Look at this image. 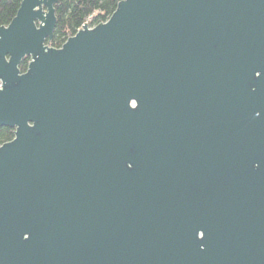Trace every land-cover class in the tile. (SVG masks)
I'll use <instances>...</instances> for the list:
<instances>
[{
    "label": "water",
    "instance_id": "1",
    "mask_svg": "<svg viewBox=\"0 0 264 264\" xmlns=\"http://www.w3.org/2000/svg\"><path fill=\"white\" fill-rule=\"evenodd\" d=\"M57 1L0 25V264H264V0H120L56 48Z\"/></svg>",
    "mask_w": 264,
    "mask_h": 264
},
{
    "label": "trees",
    "instance_id": "2",
    "mask_svg": "<svg viewBox=\"0 0 264 264\" xmlns=\"http://www.w3.org/2000/svg\"><path fill=\"white\" fill-rule=\"evenodd\" d=\"M120 0H58L54 5L56 24L49 40L52 47H60L75 34L83 23L89 26L106 21ZM21 0H0V25H7L15 16ZM28 57L22 59L19 69L27 68ZM13 129L0 127V145L13 138Z\"/></svg>",
    "mask_w": 264,
    "mask_h": 264
},
{
    "label": "built area",
    "instance_id": "3",
    "mask_svg": "<svg viewBox=\"0 0 264 264\" xmlns=\"http://www.w3.org/2000/svg\"><path fill=\"white\" fill-rule=\"evenodd\" d=\"M87 22V21H86ZM88 23V22H87ZM90 27H92V26H90Z\"/></svg>",
    "mask_w": 264,
    "mask_h": 264
}]
</instances>
